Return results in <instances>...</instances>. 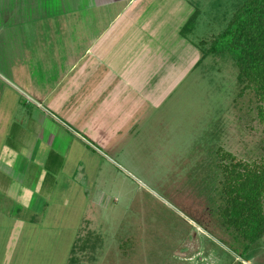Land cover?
<instances>
[{
	"label": "rangeland",
	"instance_id": "1",
	"mask_svg": "<svg viewBox=\"0 0 264 264\" xmlns=\"http://www.w3.org/2000/svg\"><path fill=\"white\" fill-rule=\"evenodd\" d=\"M31 1L0 0V112L7 118L0 144L11 128L16 135L22 125L27 126L22 119L28 122L29 115L37 114V104L26 91L38 82L55 84L63 76L56 64L49 70L35 64L42 49L55 47L49 37L62 49L67 48V37L87 42L84 33L97 34L118 12L112 2L101 9L100 0H60L70 5L65 7L58 6V0H44L47 11L40 9L46 15L57 17L58 11L73 10L63 21L57 17L56 23L23 21L37 13ZM185 1L193 7L189 11L198 10L185 35L180 32L191 15L184 19L175 10L178 17L158 26L154 37L136 43V54L134 47L128 48L134 41L124 47L128 35L116 45L105 40L109 52L98 48L110 54L111 71L131 66L126 62L129 49L136 56V67L126 70L136 78L118 81V100L130 94L125 104L116 102L120 112L102 114L105 101L93 99L92 92L89 98L82 93L77 100L84 102L61 104L66 114L81 108L83 115L78 116L83 120L74 123L50 102L38 99L51 111V118L59 117L62 127L58 124L54 145L64 163L53 193L35 194L37 211L26 214L38 213V222L50 227L36 226L29 234L35 240L27 246L33 256L39 254L38 245L46 242L45 237L59 234L58 264H264V237L247 249V243L230 234L217 215L221 186L217 150L222 147L248 162L264 159L259 102L252 90L238 95V68L229 54H210L197 64L203 56L199 43L217 38L246 0ZM158 4L166 11L170 6L168 0ZM71 17L77 18V34ZM64 25L63 34L69 36L60 35ZM47 122L51 126L50 118ZM11 185L21 186L16 181Z\"/></svg>",
	"mask_w": 264,
	"mask_h": 264
},
{
	"label": "crops",
	"instance_id": "2",
	"mask_svg": "<svg viewBox=\"0 0 264 264\" xmlns=\"http://www.w3.org/2000/svg\"><path fill=\"white\" fill-rule=\"evenodd\" d=\"M168 1L170 6L166 11L162 10V7L158 4L159 2L162 3V0H100L99 6L101 9L105 6H110V2L118 5L117 15L113 16L111 20L108 19L111 24L107 22L108 26L104 25L101 27L100 32L95 35L84 33V35L87 36V39H85L87 42L79 41L78 43L77 39H69L67 37V41H65L67 46L66 49H62L64 47H61L60 45L57 47L55 38L49 37L50 43L55 47L51 49H42L39 52L40 55L35 59L36 65L39 64V67H43L42 70H49V65L56 64L58 73L61 71L64 73L62 78L59 77L55 84L49 85L50 83L48 82H46V84L38 82L31 86L30 91H26L25 95L28 96V99L37 104V114L29 115L27 117L28 122L25 120L23 121L22 119L21 121L27 126L22 125L23 127L18 129L16 135L11 128L9 133L5 135L7 137H4L6 140L0 144L2 145L0 151V264H58V262L55 261V255L57 254L55 248L60 244L59 234H57V236L52 234L51 236L45 237L46 242L43 245H38V247H40L39 254L33 256V254L27 250V246H32L33 243H35V240L31 239L29 234L37 230L36 226L39 227V230L40 228L41 230H47L50 228L45 223L38 222V220H40L39 215L36 217L38 213L26 215L27 213L30 212L31 214L36 210L34 202L37 201L38 197L37 199H34L33 197H35V194L39 193L47 194V196L53 193L54 187L58 186L56 177V175H58L57 172H59L64 163L58 158L54 145V140L57 137V133L60 131L58 124L61 126V123L58 120L59 117H57V120L54 117L51 118L49 114L51 111H47L46 108L43 107L42 102H50V105L54 109L60 110L61 113L64 114V117L74 123L82 122L83 120L80 118V116L83 115L80 113L81 108L78 111L75 110L74 114H66L62 112L61 104L69 103L73 100L77 101L76 103L84 102L81 101L82 98L77 100V97H81L82 93L86 94L89 98V93L92 92L91 97L93 99H98V101L103 99V102L105 101L106 104L104 105V112L102 114L109 112V110L117 113L120 112L121 109L116 102H122L125 104L129 99L127 95L130 94H127L126 96L123 95L121 100H118V81H122L123 78H136L132 73L130 74L126 71L128 70L132 72L133 67H136L133 63V61H136V56L134 58L132 55L133 51L129 49L128 54H126L128 55L126 62L128 64L132 63L131 66L127 67V65H125V68L118 72L114 70L111 71L108 67L111 64L110 54L101 52L98 48L102 47L106 52H109L107 50L109 47L108 42L105 40L109 39L112 44L116 45L117 42L121 43L124 40V37L128 35L127 40L130 41L127 42L124 47H128V44L134 41L132 45L129 44L128 48L134 47V52L136 54V43L142 44L139 43L140 39L154 37L157 28L159 29L158 26H162L163 28L167 21L172 20L174 16L178 17V14L182 15L185 19L193 13L192 10L189 11V8L193 7H191V4L188 3V1ZM30 4L37 8V13L33 16H26L23 21L27 20V22L34 23H56L57 17L63 21L64 18L70 16L69 14L73 10L58 11L59 15L56 17V15L50 13L47 15L46 13H41L42 11L40 8L43 10L44 7H47L44 0H32ZM57 5L60 7L70 6L66 3L62 4L60 0H58ZM154 7L156 8L152 10ZM172 7L173 10L171 9ZM74 8L76 9V7ZM175 10L178 14L175 13ZM60 12L66 14H61ZM6 15L8 16L9 14ZM8 19L9 22H13L10 18ZM70 19V23L73 26L72 29H74L76 33L75 20L77 21V18L74 19L71 17ZM14 22L19 23L18 20ZM115 22H118V24ZM53 28L57 29L56 26H53ZM65 28L66 26L60 27L61 36H69V33L63 34ZM40 31L41 30H38V32ZM53 31L55 33V30ZM58 31L59 28L56 32ZM43 32L44 30H42L41 34ZM41 34L40 40L42 38ZM148 34L152 35L149 36ZM78 44H81V46ZM28 49L29 48L26 50ZM35 51L37 52L36 49ZM93 59L95 63L92 62ZM105 63H107V66H105ZM22 70H28V68H22ZM135 71L133 73H136ZM45 72L47 74L48 71ZM93 83L94 85H92ZM86 87H90V90L92 91L88 92ZM92 88H101L99 90L103 91L98 92ZM105 92L107 93L103 95ZM134 96L136 95H132L131 97ZM84 98L85 96L83 95V100ZM38 99L43 101H38ZM132 100L134 99L132 98ZM132 102L134 103V101ZM0 118H3L1 120L2 124L0 125V135L3 136L7 118L4 117L1 112ZM48 118L51 119V126H49V123L47 122ZM66 123L68 122L66 121ZM53 125H56L58 129L54 128ZM28 126L31 127L29 131L26 130ZM65 129L68 133L71 132V128L65 126ZM13 135L16 136V140L12 139ZM1 140L2 139L0 138V141ZM42 146H45V152L40 153ZM36 168H38L39 172ZM41 171H43V173H41ZM15 181L21 186L13 187L11 183H14ZM2 186H4L5 189H2ZM9 187H11V189H9ZM15 201L19 204L11 207V202L15 203ZM10 221H12V223ZM53 237L56 239H53ZM73 238L74 241L72 243H76L78 240L76 239L78 238V234ZM81 261L83 263L85 260L81 259L79 262ZM71 262L74 263L73 260Z\"/></svg>",
	"mask_w": 264,
	"mask_h": 264
},
{
	"label": "trees",
	"instance_id": "3",
	"mask_svg": "<svg viewBox=\"0 0 264 264\" xmlns=\"http://www.w3.org/2000/svg\"><path fill=\"white\" fill-rule=\"evenodd\" d=\"M197 15L198 10L180 33L192 30ZM199 45L203 56L197 64L210 54L231 56L238 68V95L252 90L259 102L258 116L264 121V0H246L217 38ZM217 154L221 172L217 215L225 229L249 249L264 237V159L248 162L222 147Z\"/></svg>",
	"mask_w": 264,
	"mask_h": 264
}]
</instances>
